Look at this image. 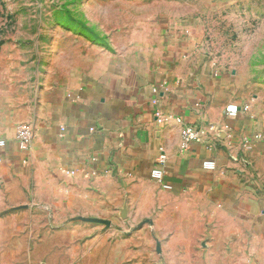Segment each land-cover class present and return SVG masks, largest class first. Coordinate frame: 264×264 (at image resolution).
I'll list each match as a JSON object with an SVG mask.
<instances>
[{
	"label": "crops",
	"instance_id": "obj_1",
	"mask_svg": "<svg viewBox=\"0 0 264 264\" xmlns=\"http://www.w3.org/2000/svg\"><path fill=\"white\" fill-rule=\"evenodd\" d=\"M172 36L144 52L87 41L70 64L56 60L54 81L40 69L25 82L32 90L0 97V212L53 196L73 212L77 200H93L97 184L107 208L129 194L140 211L181 218L183 231L170 241L188 244L184 253L196 250L209 264H264V84L204 59L188 36ZM177 117L203 129L205 142L182 150ZM21 123L35 133L27 151L17 142ZM206 159L216 168L204 169ZM156 166L171 189L152 178Z\"/></svg>",
	"mask_w": 264,
	"mask_h": 264
},
{
	"label": "rangeland",
	"instance_id": "obj_2",
	"mask_svg": "<svg viewBox=\"0 0 264 264\" xmlns=\"http://www.w3.org/2000/svg\"><path fill=\"white\" fill-rule=\"evenodd\" d=\"M173 34L193 39L219 68L264 84V0H0V97L32 90L25 82L40 69L54 81L56 60L70 64L87 41L144 52ZM92 186L93 200H77L73 212L68 199L56 206L54 196L0 212V264H209L196 250L184 253L188 244L170 241L183 231L181 218L140 211L129 194L107 208L108 195Z\"/></svg>",
	"mask_w": 264,
	"mask_h": 264
},
{
	"label": "built area",
	"instance_id": "obj_3",
	"mask_svg": "<svg viewBox=\"0 0 264 264\" xmlns=\"http://www.w3.org/2000/svg\"><path fill=\"white\" fill-rule=\"evenodd\" d=\"M249 109V105H244L242 107V111H247ZM241 109L239 108H234L231 109L227 112L229 116H236L238 115L239 111ZM178 122L182 123V130H181V144L180 147L182 150L188 149L192 144L194 143H204V131L201 128H198L197 126L190 125L185 123L184 119L182 117H177L176 118ZM210 129L216 130V126L210 125ZM35 133L34 129L27 125V124H19L16 128V137H17V142L19 145V148L21 150L27 151L29 150L33 140ZM5 145V140L0 139V147H3ZM165 161V155L160 154L158 158L156 159V163L158 165L163 164ZM202 166L204 169H215L216 168V162L213 159H206L203 161ZM74 173V171H72ZM151 176L154 180L159 182L165 189H171L172 185L166 183L164 181V171L160 166H156L152 169L151 171Z\"/></svg>",
	"mask_w": 264,
	"mask_h": 264
},
{
	"label": "water",
	"instance_id": "obj_4",
	"mask_svg": "<svg viewBox=\"0 0 264 264\" xmlns=\"http://www.w3.org/2000/svg\"><path fill=\"white\" fill-rule=\"evenodd\" d=\"M18 208H19V207H18ZM8 211H9V210H8ZM5 212H6V211H5ZM1 213H3V212H1ZM1 213H0V214H1Z\"/></svg>",
	"mask_w": 264,
	"mask_h": 264
}]
</instances>
